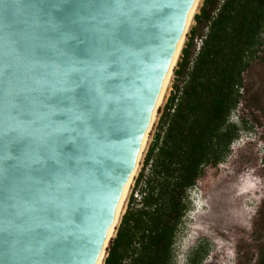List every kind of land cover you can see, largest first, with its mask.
Wrapping results in <instances>:
<instances>
[{"label": "water", "instance_id": "95a60500", "mask_svg": "<svg viewBox=\"0 0 264 264\" xmlns=\"http://www.w3.org/2000/svg\"><path fill=\"white\" fill-rule=\"evenodd\" d=\"M54 2L0 0V264L107 252L197 0H121L140 5L126 18Z\"/></svg>", "mask_w": 264, "mask_h": 264}, {"label": "trees", "instance_id": "16d2710c", "mask_svg": "<svg viewBox=\"0 0 264 264\" xmlns=\"http://www.w3.org/2000/svg\"><path fill=\"white\" fill-rule=\"evenodd\" d=\"M195 19L205 20L208 31L193 59L197 26L182 49L175 73L185 76L184 83H174L160 118L162 131L136 179L141 198L132 192L104 264H173L187 191L205 165L221 162L235 139L229 117L240 100L243 72L261 44L264 0H204Z\"/></svg>", "mask_w": 264, "mask_h": 264}, {"label": "rangeland", "instance_id": "374dc122", "mask_svg": "<svg viewBox=\"0 0 264 264\" xmlns=\"http://www.w3.org/2000/svg\"><path fill=\"white\" fill-rule=\"evenodd\" d=\"M203 4L204 0H201L195 15L201 12ZM195 15L182 47H185L192 28L197 26L190 59L197 55L201 40L208 31L207 22L197 24ZM260 40L261 44L243 72L239 103L229 117L236 131L235 139L221 162L205 165L198 178L195 185L201 190L204 205L192 213L193 218L188 215L192 202L187 193L186 210L175 238L173 264H260L264 249V29ZM182 49L164 102L149 133L123 214L133 191L137 200L141 198L134 189L136 179L155 135L161 130L160 118L175 88L174 83H184L185 76L177 77L175 73ZM243 212L246 214L244 219Z\"/></svg>", "mask_w": 264, "mask_h": 264}, {"label": "bare ground", "instance_id": "6f19581e", "mask_svg": "<svg viewBox=\"0 0 264 264\" xmlns=\"http://www.w3.org/2000/svg\"><path fill=\"white\" fill-rule=\"evenodd\" d=\"M200 3H201V0H197L196 8H195V10H194V12H193V14H192L190 20L188 21V23H187V25H186V29H185L184 35L182 36V47H183V44H184V41H185L186 33H187V31H188L190 25H191L192 22H193V17H194V15H195V13L197 12L198 7L200 6ZM181 49H182V48H181ZM180 52H181V50H180ZM180 52L178 53V55H177L175 61L173 62L172 66H171V68H170V70H169V72H168V85H167V87H166V89H165V91H164V93H163V96H162V98H161V100H160V102H159V105H158V107H157V109H156V111H155V113H154V116H153V118H152V120H151V123H150V125H149V127H148V129H147V131H146L145 136H144V139H143V142H142V147H141V158H142L143 152H144V150H145V148H146V146H147L148 140H149V133H150V131H151V129H152L153 124L155 123V121H156V119H157V111H158L159 107L163 104L164 99H165V96H166V93H167L168 88H169V86H170V84H171V80H172V76H173V68H174V66H175V64H176V62H177V60H178V58H179ZM141 158H140V160H141ZM140 160H139V162H140ZM139 162H138V164H137V166H136V169L133 171V173H132V175H131L129 181H128L127 184H126V188H125V191H124V195H123V198H122V202H121L120 209H119V212H118V215H117V219H116V222H115V226H114V229H113V233H112L111 239H112V238L115 236V234H116L117 227H118V225H119V222H120L121 216H122V214H123V210H124V205H125L126 199H127L128 195H129V193H130L131 185H132V183H133V181H134V177H135V175L137 174V171H138ZM245 216H246V214H244V212H243V213H242V218L244 219ZM106 253H107V252L104 253V255L100 258V260L97 262V264H104V259H105L106 256H107Z\"/></svg>", "mask_w": 264, "mask_h": 264}, {"label": "snow or ice", "instance_id": "6c2138e0", "mask_svg": "<svg viewBox=\"0 0 264 264\" xmlns=\"http://www.w3.org/2000/svg\"><path fill=\"white\" fill-rule=\"evenodd\" d=\"M68 3V0H59V3H51V4H45L44 5V8H45V12H44V15L45 16H51L52 12L51 10H54V9H59L61 8L64 4H67ZM34 6V5H32ZM85 6H88V7H92V8H98V9H104V8H111L117 12L120 13L121 16H124L126 18L127 14L125 12L122 11V9L124 8H133V7H139L140 5L136 4V3H130V4H125V3H122L121 0H112V2H110V0H87V3L84 4V3H81L79 5V7H85ZM71 22H75V21H71ZM61 25H57L56 27H60ZM14 43H17V41H13ZM41 53L43 52V49L39 50ZM11 68H12V65L11 64H8L5 66L4 69L0 70V71H3L4 75H5V78H9L11 75H12V72H11ZM18 99H22L20 97H18ZM15 108V106H13ZM18 114L21 115V116H27L28 113L26 111H23L21 109H16ZM17 143L21 144L23 146L24 141H17ZM12 167H15V165H13ZM17 217L19 216V213H16ZM6 231L5 229H0V232H4Z\"/></svg>", "mask_w": 264, "mask_h": 264}, {"label": "clouds", "instance_id": "9594fccd", "mask_svg": "<svg viewBox=\"0 0 264 264\" xmlns=\"http://www.w3.org/2000/svg\"><path fill=\"white\" fill-rule=\"evenodd\" d=\"M252 140H254V139L252 138ZM187 193L189 195V199L192 202V208L188 211L189 212L188 215L190 217V211L195 207L196 202L200 203V207L199 208H201L204 205V203H203V196H202L201 190L196 185L191 186L188 189ZM199 208H198V211H199Z\"/></svg>", "mask_w": 264, "mask_h": 264}, {"label": "built area", "instance_id": "2783aa9c", "mask_svg": "<svg viewBox=\"0 0 264 264\" xmlns=\"http://www.w3.org/2000/svg\"><path fill=\"white\" fill-rule=\"evenodd\" d=\"M202 42H201V44L199 45V49H200V47H201V45H202V43H203V39L201 40ZM134 187H135V185H134ZM138 194V192L136 193V195Z\"/></svg>", "mask_w": 264, "mask_h": 264}]
</instances>
